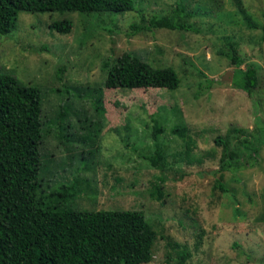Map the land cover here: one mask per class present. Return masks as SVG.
Returning a JSON list of instances; mask_svg holds the SVG:
<instances>
[{
	"label": "rangeland",
	"instance_id": "obj_1",
	"mask_svg": "<svg viewBox=\"0 0 264 264\" xmlns=\"http://www.w3.org/2000/svg\"><path fill=\"white\" fill-rule=\"evenodd\" d=\"M131 1L133 11L115 15L19 13L15 29L0 36V73L41 95L40 187L75 177L77 210L140 211L155 232L146 264H179L182 252L184 264H262L264 0ZM177 6L187 31L130 28ZM62 18L72 23L67 35L48 27ZM231 47L239 66L225 56ZM124 53L171 68L177 88H105L101 64ZM247 67L256 75L249 95L234 86ZM153 123L164 130L154 141ZM173 126L191 137L188 152ZM64 133L71 146L59 139ZM216 137L242 169L218 172L225 157ZM153 142L163 154L158 168L143 159Z\"/></svg>",
	"mask_w": 264,
	"mask_h": 264
},
{
	"label": "trees",
	"instance_id": "obj_2",
	"mask_svg": "<svg viewBox=\"0 0 264 264\" xmlns=\"http://www.w3.org/2000/svg\"><path fill=\"white\" fill-rule=\"evenodd\" d=\"M133 10L131 0H0V36H7L15 29L19 13L59 16L77 13L88 16L115 15ZM181 15L182 7L177 6L168 18H151L143 27L131 25L130 28L135 33L151 29L187 31L189 26L177 22ZM71 26L70 20L62 18L54 19L48 27L59 35H67ZM232 49L225 56L231 64L239 66V57ZM101 68L107 69L104 86L108 89L158 88L172 91L178 85L176 73L171 68H153L129 53L122 54L112 64L103 62ZM234 86L249 95L256 86L255 71L247 67L240 73V80L236 79ZM40 102L41 95L37 88L23 86L12 75L0 73V264L150 262L155 232L140 211L77 210L73 201L79 194L80 182L75 177L54 190L41 189L39 175L44 166L40 144L45 130L40 119ZM55 126L60 130V124ZM163 131L161 126L153 123V141ZM170 132L184 139V150L188 152L192 139L184 129L173 126ZM70 136L64 133L59 139L63 137L65 142H69ZM86 138L83 135V139ZM71 139L75 142L72 136ZM84 140L81 139V142ZM213 142L221 146L225 157L221 156L219 160V173L243 168L241 163L232 160L226 153V143L220 137L214 138ZM153 146V152L143 156V159L151 167L158 168L163 154L159 144L153 142ZM256 152V149H252L253 155ZM79 167L86 168V162L80 159ZM262 174L264 264V168ZM158 183L152 185L151 198H160ZM217 187L224 191L221 185ZM188 257L187 252H182L178 257L179 264H184Z\"/></svg>",
	"mask_w": 264,
	"mask_h": 264
},
{
	"label": "water",
	"instance_id": "obj_3",
	"mask_svg": "<svg viewBox=\"0 0 264 264\" xmlns=\"http://www.w3.org/2000/svg\"><path fill=\"white\" fill-rule=\"evenodd\" d=\"M222 79H225L224 76L222 77Z\"/></svg>",
	"mask_w": 264,
	"mask_h": 264
}]
</instances>
